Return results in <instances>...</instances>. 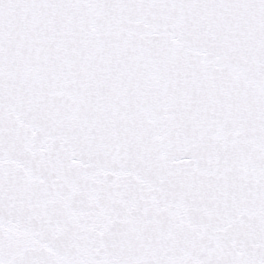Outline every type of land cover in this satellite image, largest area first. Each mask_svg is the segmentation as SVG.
I'll return each mask as SVG.
<instances>
[{
    "label": "snow or ice",
    "instance_id": "snow-or-ice-1",
    "mask_svg": "<svg viewBox=\"0 0 264 264\" xmlns=\"http://www.w3.org/2000/svg\"><path fill=\"white\" fill-rule=\"evenodd\" d=\"M0 264H264V0H0Z\"/></svg>",
    "mask_w": 264,
    "mask_h": 264
}]
</instances>
